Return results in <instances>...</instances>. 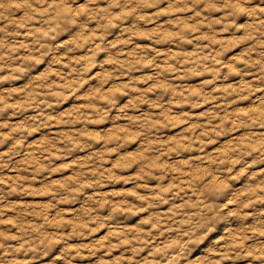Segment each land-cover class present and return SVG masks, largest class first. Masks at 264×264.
I'll use <instances>...</instances> for the list:
<instances>
[{"label": "clouds", "instance_id": "9594fccd", "mask_svg": "<svg viewBox=\"0 0 264 264\" xmlns=\"http://www.w3.org/2000/svg\"><path fill=\"white\" fill-rule=\"evenodd\" d=\"M0 264H264V0H0Z\"/></svg>", "mask_w": 264, "mask_h": 264}]
</instances>
